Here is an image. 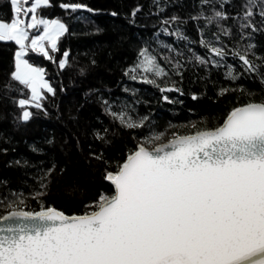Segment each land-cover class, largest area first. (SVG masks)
I'll return each instance as SVG.
<instances>
[{
  "label": "trees",
  "instance_id": "16d2710c",
  "mask_svg": "<svg viewBox=\"0 0 264 264\" xmlns=\"http://www.w3.org/2000/svg\"><path fill=\"white\" fill-rule=\"evenodd\" d=\"M249 7L253 14L245 17ZM261 13L264 0H50L39 8L37 16L64 22L68 32L57 51L46 45L52 60L31 50L26 55L55 92H43L39 109L19 105L31 91L12 79L18 46L0 41V216L16 198L24 211L91 214L102 195L115 193L106 174L115 173L148 132L215 130L235 108L264 103ZM13 15L10 0H0V20ZM145 50L164 75L145 71ZM124 106L147 123L122 125L113 113ZM24 111L32 113L28 121Z\"/></svg>",
  "mask_w": 264,
  "mask_h": 264
},
{
  "label": "snow or ice",
  "instance_id": "6c2138e0",
  "mask_svg": "<svg viewBox=\"0 0 264 264\" xmlns=\"http://www.w3.org/2000/svg\"><path fill=\"white\" fill-rule=\"evenodd\" d=\"M10 3L14 15L10 22L0 20V41L19 46L12 79L31 91V99L19 105L39 109L42 90L55 92L44 69L24 57L31 50L52 60L45 44L57 51L68 28L59 20L37 17V9L50 0H34L29 7H24L27 0ZM252 14L249 7L245 17ZM41 26V34L31 35ZM212 51L224 55L221 49ZM141 56L145 71L165 74L146 50ZM63 57L62 69L68 53ZM239 58L254 70L246 55ZM31 115L24 111L23 121ZM113 116L128 128L142 127L124 114ZM162 136L146 139L115 173L106 174L115 195H102L91 214L67 216L49 207L0 216V233H5L0 235V264H264V103L235 108L215 130L174 134L165 144L145 146Z\"/></svg>",
  "mask_w": 264,
  "mask_h": 264
},
{
  "label": "rangeland",
  "instance_id": "374dc122",
  "mask_svg": "<svg viewBox=\"0 0 264 264\" xmlns=\"http://www.w3.org/2000/svg\"><path fill=\"white\" fill-rule=\"evenodd\" d=\"M34 2V0L32 1V3ZM31 3V4H32ZM31 4H30V6H31ZM27 7H29V6H27ZM41 7H45V6H41ZM40 7V8H41ZM39 9V8H38ZM38 9H37V11H38ZM36 14H37V12H36ZM60 21V20H59ZM60 22H62V21H60ZM62 23H64V22H62ZM65 24V23H64ZM66 25V24H65ZM41 30V29H40ZM46 45H47V43H46ZM48 47H50V45H47ZM145 75V77L146 78H148V79H151V75H149V74H144ZM129 108V107H128ZM116 114H124V116H125V119L126 120H128L129 118L131 119V121H133V122H135V123H142V125L143 124H146L147 123V118L145 117H139V116H137L136 115V113L134 112V111H132V110H130V111H128V109H127V106H124L123 108H122V110L120 111V112H118V113H116ZM119 120V119H118ZM120 122V121H119ZM121 123V122H120ZM123 125V124H122ZM125 126V125H124ZM126 127V126H125ZM128 128V127H127ZM181 133L182 132H179L178 130H176L175 129V127L174 126H171V127H168L167 129H165L164 131H162V132H160V133H157V132H148L147 134H146V136L145 137H143V138H140L139 139V144H141V143H144V141L146 140V139H148L149 137H151V136H153V135H155V134H163V136H162V139H160V140H158V141H155L154 143H152V144H146L145 146L146 147H149V148H154V147H157V146H159L160 144H164V143H167L169 140H171V139H173V137H174V134H178V135H181ZM21 201H22V203H21ZM23 200L22 199H20V198H16L15 200H11V201H9L8 202V204H7V207L6 208H8V210L9 211H12V210H19V211H24V209L22 208V207H20V204H23Z\"/></svg>",
  "mask_w": 264,
  "mask_h": 264
},
{
  "label": "water",
  "instance_id": "95a60500",
  "mask_svg": "<svg viewBox=\"0 0 264 264\" xmlns=\"http://www.w3.org/2000/svg\"><path fill=\"white\" fill-rule=\"evenodd\" d=\"M63 8H64V7H63ZM65 9H68V8H65ZM72 9H73V8H72ZM229 115H230V114H229ZM229 115H228V116H229ZM227 118H228V117H227ZM227 118H226V120H227ZM226 120L224 121V123L226 122ZM224 123H223V124H224ZM223 124H222L221 126H223ZM221 126H220V127H221ZM191 135H192V134H191ZM164 144H165V143H164ZM109 182L113 185V187H114V191H115V185H114L111 181H109ZM114 195H115V193H114ZM97 210H98V209H97ZM97 210H96V211H97ZM6 215H7V214H6ZM65 215H66V214H65ZM67 216H69V215H67ZM71 216H74V215H71ZM75 216H81V215H75ZM3 226H4V224H0V227H3ZM3 234H5V233H0V235H3Z\"/></svg>",
  "mask_w": 264,
  "mask_h": 264
},
{
  "label": "crops",
  "instance_id": "0c3cea01",
  "mask_svg": "<svg viewBox=\"0 0 264 264\" xmlns=\"http://www.w3.org/2000/svg\"><path fill=\"white\" fill-rule=\"evenodd\" d=\"M38 18H43V17H40V16H37ZM43 19H47V18H43ZM47 20H50V19H47ZM53 20H55V19H53ZM41 32H42V26H41V31L39 32V34H41ZM38 34V35H39ZM18 46V45H17ZM45 46H46V44H45ZM18 50H19V46H18ZM26 58V56L24 57V59ZM35 67V66H34ZM49 83V82H48ZM44 91H47L46 89H43L42 90V93L44 92Z\"/></svg>",
  "mask_w": 264,
  "mask_h": 264
}]
</instances>
